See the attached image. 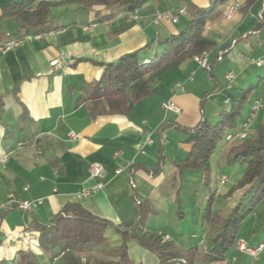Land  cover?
Segmentation results:
<instances>
[{
    "label": "crops",
    "instance_id": "1",
    "mask_svg": "<svg viewBox=\"0 0 264 264\" xmlns=\"http://www.w3.org/2000/svg\"><path fill=\"white\" fill-rule=\"evenodd\" d=\"M19 1L0 0V44L19 29L16 18L1 17L2 9ZM186 1L206 8L211 0H154L136 10V19L132 13H119L111 21H101L76 3L61 4L49 9L52 31L39 39L30 31L17 47L0 52V264H19L17 254L27 251L35 254L40 264H60L57 258L46 259L32 226L49 223L65 205L75 203L110 223L104 232L109 247L123 244L116 227L134 219V203H149L152 212L145 224L147 233L162 235L181 250L195 248L200 254L210 250V240L220 229L203 221L209 197L203 175L196 170L179 175L176 168L191 149L183 129L200 121L216 124L221 112L230 110L250 88L241 118L226 134L240 129L256 101H261L262 107L250 123L249 138L264 125V28L259 33L251 31L260 0L245 8L247 0H240L232 19L206 23L203 35L215 43L214 50L205 54L208 62L229 46L209 72L198 65L196 57L183 61L154 78L149 94L125 117L93 118V104L75 106L84 84L99 79L100 64L138 50L142 51L141 61L160 52L157 41L183 30L188 18L180 17L175 24H154L155 13L175 11L185 7ZM227 5L221 8L223 13ZM89 26H93L91 31L85 29ZM59 57L71 58L74 64L52 71L50 63ZM252 60H262L263 65ZM228 73L232 78H227ZM168 104L176 110L168 109ZM166 123L172 126L158 132ZM240 142L221 140L209 159L211 190L220 177L227 179L212 206V211L221 215L217 198H225L229 213L248 199H242L244 189L223 197L245 169L228 163L229 149ZM161 153L164 160L157 171ZM92 164L102 166V178L90 176ZM223 164L230 171L220 174ZM98 182L103 185L99 191L82 194ZM21 201L39 204L24 213L17 208ZM241 225L236 240L251 247L264 244V198ZM126 247L132 264H159L136 240L126 241ZM90 255L106 258L97 249ZM212 264H264V248L251 259L233 245L223 261Z\"/></svg>",
    "mask_w": 264,
    "mask_h": 264
},
{
    "label": "trees",
    "instance_id": "2",
    "mask_svg": "<svg viewBox=\"0 0 264 264\" xmlns=\"http://www.w3.org/2000/svg\"><path fill=\"white\" fill-rule=\"evenodd\" d=\"M154 0H60L47 2L45 0H21L2 9V18H16L18 31L5 36L2 42L22 39L34 31V34H46L53 30V22L49 9L65 3H76L80 9L91 11L98 15L101 21H111L119 13H133L143 5ZM230 0H211L206 8L185 2L187 23L183 30L166 39H160L157 44L162 48L150 60L141 61V50L124 55L112 63L100 64L101 74L98 80L86 83L81 88L75 106L91 103L96 111L91 116L128 115L132 107L145 98L150 91L152 80L163 72L175 69L180 63L193 57H201L214 50L215 43L203 35L206 23L218 22L223 19L221 8ZM254 0H247V7ZM102 13H107L104 15ZM264 28V12L256 19L252 33H259ZM149 47V46H148ZM146 47V49H148ZM229 46L222 49L226 52ZM145 50V49H144ZM225 55V54H224ZM223 55V56H224ZM208 62L206 71H210L216 60ZM245 91L243 98L230 110L222 111L216 124L200 121L190 129H183L191 149L187 158L176 165L178 174L184 170H196L203 175V185L208 192V200L203 213V221L219 227V233L210 240L211 248L200 254L195 248L181 250L166 240L164 236L149 234L145 231L148 215L152 212L149 203H134V219L118 225L117 232L123 237L119 247H109L104 232L110 223L93 216L79 204H67L45 225H33L32 230L38 232V245L48 261L57 258L60 264H132L128 258L126 241L134 239L147 252L157 257L159 264H177L176 260L185 264H212L225 259L226 253L233 247L243 220L253 213L255 207L264 198V125L254 137L247 138L232 146L228 151V163L245 166L244 172L237 184L225 197L235 191L245 190L242 199L248 197L245 203H237L231 212L222 217L219 212H213L214 192L210 188L209 159L218 142L241 118L242 111L251 92ZM0 104V112L2 111ZM172 126L166 123L158 128L162 132ZM162 148H160L161 152ZM164 157L161 153L160 169ZM153 174L155 172L152 171ZM97 249L106 258H95L90 255ZM19 264H40L38 257L30 251L17 254Z\"/></svg>",
    "mask_w": 264,
    "mask_h": 264
},
{
    "label": "built area",
    "instance_id": "3",
    "mask_svg": "<svg viewBox=\"0 0 264 264\" xmlns=\"http://www.w3.org/2000/svg\"><path fill=\"white\" fill-rule=\"evenodd\" d=\"M239 4H240V0H230L228 2L226 10L223 13V18L225 20L232 19V17L234 16V14L237 11V8L239 7ZM263 12H264V0H260L259 14H258L257 18H259ZM186 15H187L186 8L180 7L178 9H176L175 11L170 10V11H166V12H156L154 17H153L152 22L154 24H158L162 21H170L171 23L175 24L179 21L180 17H184ZM132 18L136 19V11L132 13ZM85 29L91 31L93 29V26L86 27ZM41 36H42V34H37L34 36V38L39 39ZM21 40L22 39L9 40L5 43H1L0 44V52L5 53V52H8V51L14 49L15 47H17L20 44ZM224 54H225V52H220L217 55L216 60L220 61L223 58ZM196 61L201 68L206 69L208 67V57L206 55L201 56V57H196ZM252 62L254 64H256L257 66L263 65L262 60H255V61L252 60ZM73 64H74L73 59H71V58L64 59L62 57H59V58H56L53 61H51L50 68L52 71H57V70L61 69L64 65L70 66ZM227 78L228 79L232 78V73H228ZM166 107L170 110H174V111L176 110V107L173 104H168ZM261 107H262V102L256 101L254 103V105L251 107L248 114L244 117L243 121L241 122L240 129L237 132L226 134L224 136V140L226 142H238V141H243V140L247 139L249 137L250 123L252 122V120L255 116V113ZM69 137L74 139L75 135L70 133ZM89 172H90V176L92 178L100 179L103 177V168L99 164H92L90 166ZM116 173L117 174L120 173V170L116 171ZM226 181H227V179L224 176H222L218 179V181H217L218 185L213 191L215 196H218V194L220 192L219 187L224 185L226 183ZM130 183H131V185H133L132 181H130ZM102 186H103L102 183L98 182L91 189H87V190L83 191L82 194L84 196H89L91 193H95V192L99 191L102 188ZM38 204H39V201H21L18 203L17 208L24 213H30L37 207ZM234 245H235V248L239 252L249 256L251 259H256L264 248L263 243L255 246V247H251V246L247 245L243 240H236ZM180 264H185V262L180 261Z\"/></svg>",
    "mask_w": 264,
    "mask_h": 264
},
{
    "label": "rangeland",
    "instance_id": "4",
    "mask_svg": "<svg viewBox=\"0 0 264 264\" xmlns=\"http://www.w3.org/2000/svg\"><path fill=\"white\" fill-rule=\"evenodd\" d=\"M223 139H224V138H223ZM223 139H222V140H223ZM226 165H227V164H225V165L223 164V165H222V167H221L220 170H219V173H220V174H225V173H227L228 171H230V170H226ZM244 167H245V166H244ZM220 174H219V175H220ZM213 191H214V190H213ZM219 191H220V190H219ZM218 195H220V192H219ZM215 197H216V196H215ZM223 197H225V196L223 195ZM224 200H225V198H221V197H220V198H217V202L220 203V205H221V206H220V210H221V212H222V215H223V216H226L229 212H228V210L225 209V207H224V204L226 203ZM227 212H228V213H227ZM241 227H242V225H241ZM243 227H244V226H243ZM242 230H243V228H242ZM176 261H177V262H176L177 264H180V261H181V260H176Z\"/></svg>",
    "mask_w": 264,
    "mask_h": 264
}]
</instances>
